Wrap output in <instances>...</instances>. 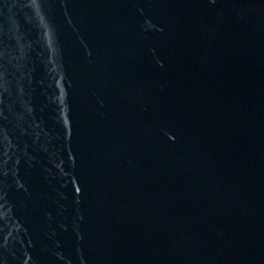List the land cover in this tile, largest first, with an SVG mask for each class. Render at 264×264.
I'll return each instance as SVG.
<instances>
[{"label":"water","instance_id":"95a60500","mask_svg":"<svg viewBox=\"0 0 264 264\" xmlns=\"http://www.w3.org/2000/svg\"><path fill=\"white\" fill-rule=\"evenodd\" d=\"M0 264H264V0H0Z\"/></svg>","mask_w":264,"mask_h":264}]
</instances>
